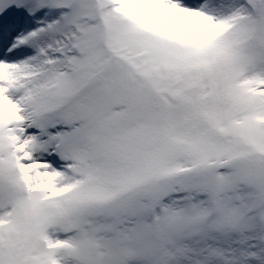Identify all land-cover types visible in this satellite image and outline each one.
<instances>
[{"label": "snow or ice", "instance_id": "1", "mask_svg": "<svg viewBox=\"0 0 264 264\" xmlns=\"http://www.w3.org/2000/svg\"><path fill=\"white\" fill-rule=\"evenodd\" d=\"M0 264H264V0H0Z\"/></svg>", "mask_w": 264, "mask_h": 264}]
</instances>
